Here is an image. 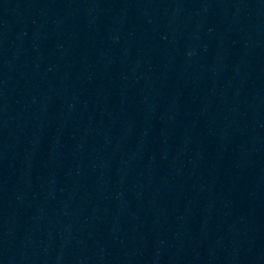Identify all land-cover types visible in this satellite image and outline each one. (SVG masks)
Wrapping results in <instances>:
<instances>
[{
	"label": "water",
	"instance_id": "obj_1",
	"mask_svg": "<svg viewBox=\"0 0 264 264\" xmlns=\"http://www.w3.org/2000/svg\"><path fill=\"white\" fill-rule=\"evenodd\" d=\"M0 264H264V0H0Z\"/></svg>",
	"mask_w": 264,
	"mask_h": 264
}]
</instances>
